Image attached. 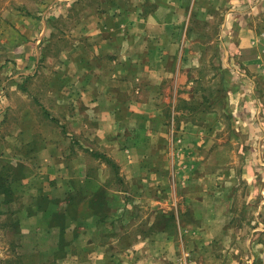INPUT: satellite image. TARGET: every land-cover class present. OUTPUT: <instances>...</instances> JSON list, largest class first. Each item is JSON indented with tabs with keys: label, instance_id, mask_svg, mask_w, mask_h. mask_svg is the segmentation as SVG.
Listing matches in <instances>:
<instances>
[{
	"label": "crops",
	"instance_id": "crops-1",
	"mask_svg": "<svg viewBox=\"0 0 264 264\" xmlns=\"http://www.w3.org/2000/svg\"><path fill=\"white\" fill-rule=\"evenodd\" d=\"M23 10L25 21L34 24L22 23L19 32L12 28V36L0 38V110L3 120L14 115L13 129L33 134L16 141L26 146L21 183L28 191L35 188L31 200L44 191L48 205L38 207L55 209L66 182L63 193L70 200L107 192V163L94 156L83 165L69 140L75 142L76 133L86 146H114L112 158L122 165L123 153L133 148L121 149L136 143L130 131L142 122L139 139L158 150L165 146V178L182 185L196 178L201 185L194 190L201 195L193 203L197 219L186 218L179 202L165 204L167 217L176 209L180 240L194 234L208 243L244 241L248 264H264V92L257 87L264 76V0H44L36 8L27 2ZM62 18L69 19L68 28L57 23ZM215 18L213 42L224 57L214 65L223 63L230 72L221 79L223 89L214 92L220 96L207 101L194 88L203 76H192L189 50L205 46V36L201 41L197 33L208 30L199 26ZM123 130L127 138L119 135ZM212 145L219 147L211 152ZM157 174L153 168L152 176ZM131 175L140 178L141 170ZM25 221L31 231L47 233L32 217ZM79 223L98 220L72 225ZM161 233L169 242L166 228L157 229L152 240ZM226 252L228 263H244L239 250Z\"/></svg>",
	"mask_w": 264,
	"mask_h": 264
},
{
	"label": "rangeland",
	"instance_id": "rangeland-1",
	"mask_svg": "<svg viewBox=\"0 0 264 264\" xmlns=\"http://www.w3.org/2000/svg\"><path fill=\"white\" fill-rule=\"evenodd\" d=\"M43 1L0 0V38L12 36L10 34L12 28L19 32L22 23L33 25L30 19L25 21L26 15L23 9L26 8L27 2L31 7L36 8L37 3L40 4ZM216 19L210 20L207 25L199 26L208 30V33L204 35L197 33L201 36L199 39L201 41L205 36V46L199 48L192 46L189 50L192 76H203L202 81L194 82V88L203 90L199 93L206 96L207 101L214 100V95H217L214 92L217 89H223L225 84L221 79L230 72L228 66L223 63L214 65L216 58L221 61L220 59L224 57L223 48L213 42L216 34L213 32L217 27ZM57 23L64 28L70 25L68 18H62L60 22L57 20ZM191 37L197 39L196 33L191 34ZM65 41L67 42V39ZM4 52V45H0V57H4ZM201 59L204 60V65L197 64ZM9 60L6 59V61ZM257 87L260 92H264V76L260 77ZM217 96L219 97L220 94ZM219 106L222 107L223 104ZM3 113L5 112L0 110V177L9 175L8 180H13L11 182L13 189L9 195L0 194V264H231V262L228 263L227 256H222L229 250L234 252L239 250L243 254L241 261H244L243 264H248L244 256L247 252L244 241L236 244L227 239L208 243L206 239L205 241L196 239L194 234L185 238L184 241L180 240L176 209L170 217H167L165 204L179 202L180 212L183 214L182 209L186 210V218L197 219L200 212L198 208L197 211L194 210L196 207L193 208V203L196 196L200 199L201 195H197L194 190L201 185L197 183L196 178L183 185L178 179L172 181L171 178H165V153L163 152L165 146L159 145L158 150L152 144H147L148 139L144 137L139 139L143 129L146 128L144 123L141 122V128L130 131L136 143L123 146L121 149L133 148L130 152L123 153L126 163L122 165L117 163L118 167L114 168L111 163L104 160L108 165L107 192L104 190L102 193L97 192L93 200L92 196L85 195L81 200H70L67 196L68 182H66L60 186V196L55 203V209L52 210L38 207L39 204L48 205L44 199V191L39 192L38 199L31 200V194L36 192L35 188L28 191V187L21 183V177L28 168L24 158L26 146L17 144L16 141H20L22 134L33 135L32 132L27 129H13L14 115L8 114V118L3 120L6 116ZM143 114L148 115V113ZM144 116L142 118H145ZM18 127H20L19 124ZM150 131L149 136H152V128ZM123 133L127 138V130H123L119 135ZM75 134H72L75 142L73 140L69 142L73 146V154L77 155V158H83L80 161L83 165H90V159L94 156L100 158L96 155L98 152H103L105 156L116 162L113 159L115 153L117 154V151L113 149L114 146H104L97 142H91L89 146H86ZM145 136L147 137V134ZM140 143L143 144L139 145ZM75 147L81 151L79 154ZM218 147L212 145L211 152ZM234 148L239 151L240 143ZM206 149H209V146ZM154 153L157 156L156 161L152 158ZM130 156L134 157L135 161L129 162L128 160L132 158ZM189 163L193 167L196 165V161H189ZM213 167L208 165L206 169ZM153 168L157 169L158 174L155 176H152ZM138 170H141L140 178L138 175L130 176L132 172ZM161 171L163 174L160 175ZM117 188H123L124 192H116ZM192 192L194 193L191 194ZM6 198L11 200L6 202ZM27 217H32L33 222L35 220L38 223L41 222L40 224L47 228L49 234L31 231V226L25 227L24 220ZM90 217L98 220V223L85 226L82 223L72 225L74 220L86 221ZM53 224L56 225L52 226ZM51 227H55V230ZM72 228H75V231ZM163 228L167 229L171 237L169 242L166 241L164 233L158 234V238L152 240L154 232ZM212 228L214 229V226ZM210 232H205L202 236L212 234ZM45 236H47L46 240L43 239Z\"/></svg>",
	"mask_w": 264,
	"mask_h": 264
},
{
	"label": "trees",
	"instance_id": "trees-1",
	"mask_svg": "<svg viewBox=\"0 0 264 264\" xmlns=\"http://www.w3.org/2000/svg\"><path fill=\"white\" fill-rule=\"evenodd\" d=\"M99 153H96V155H98ZM99 157H101L102 159L104 158V160H106V161H108L109 163H111L112 164V166L114 167V168H117L118 167V165H117V163L116 162H114L111 158H109L108 156H105V154H99L98 155ZM1 178V182H0V194H4V195H9V194H11L12 193V189H13V187H12V181L13 180H8V178H9V175H6V176H1L0 177ZM11 199H5V201L6 202H9ZM172 216H173V214H172ZM166 226H167V224H166Z\"/></svg>",
	"mask_w": 264,
	"mask_h": 264
}]
</instances>
